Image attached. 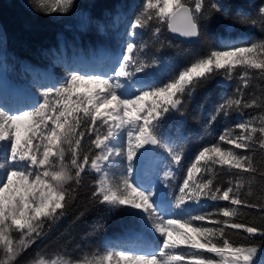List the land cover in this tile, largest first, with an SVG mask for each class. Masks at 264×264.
Returning <instances> with one entry per match:
<instances>
[{"label": "snow or ice", "instance_id": "1", "mask_svg": "<svg viewBox=\"0 0 264 264\" xmlns=\"http://www.w3.org/2000/svg\"><path fill=\"white\" fill-rule=\"evenodd\" d=\"M73 4L74 0H39V9L47 14L68 13ZM223 7L219 2L211 4L217 12ZM203 9L204 0H144L127 35L134 37L137 29L155 22L166 23L168 29L181 36L198 37V15ZM240 23L264 28V3L256 18H243ZM151 30L158 39L161 29ZM143 49V45L129 39L118 62L107 72L74 69L59 87L45 90L34 103L15 108L0 105V264H180L185 258L184 253L176 254L180 245L219 258L196 251L191 254L192 264H264V252L254 242L255 237H264V225L234 222L230 218L237 211L230 207L220 213L228 219H211V213L168 218V209L157 200L158 191L141 176L150 149L159 148L170 157L164 178L175 179L183 150L161 137L162 119L166 114L184 115L188 101L215 76L223 74L227 80L235 78L240 83L233 96L216 105L207 121L209 125L232 112L242 115L243 109L264 107L260 97L244 99V89L252 76L258 74L264 79V39L213 49L166 80L147 84L133 80L137 73L158 63L141 59ZM86 137L87 147H82ZM254 146L264 150V113L235 128H226L217 143L198 150L177 186L179 195L174 197V208L184 211L189 201L199 204L211 200L264 213V203H251L241 196V174L252 173L255 178L257 168L251 155L236 149L247 152ZM117 163L122 165L124 174L113 180L108 169ZM216 166L235 175V183L229 179L221 188L211 175L217 171ZM93 172L97 179L89 202L138 217L159 234L157 239H162V246L150 253L106 250L82 256L53 254L55 258L51 259L37 253L34 258L23 259L28 249L67 215L84 176ZM259 175L264 180V172ZM84 215L81 212L77 219ZM206 219L214 226L195 223ZM226 229H242L247 234L246 242L234 243Z\"/></svg>", "mask_w": 264, "mask_h": 264}, {"label": "trees", "instance_id": "2", "mask_svg": "<svg viewBox=\"0 0 264 264\" xmlns=\"http://www.w3.org/2000/svg\"><path fill=\"white\" fill-rule=\"evenodd\" d=\"M119 2L120 0H74L68 15H61L47 14L40 10L39 0H0V30L2 32L0 40L3 41L6 52L11 53L16 61L36 67H44L49 63L54 65L57 55L72 51L88 55L89 51L93 52L99 46L105 44L110 47L113 45L111 38L102 40L97 37L100 29L98 24L101 23V26H104L106 15L113 13ZM215 2L216 0H204V9L198 15L200 35L197 43L187 44L170 38L166 32V23L151 22L148 28L142 29V33L136 35L135 43L144 46L141 59L145 62L152 63L155 52L160 48L172 59L170 63L158 62L159 73L162 75L157 81L158 83L181 70L195 58L203 56L215 48H226L219 38L226 35L228 25H232L231 35L247 32L248 43L264 39V28L240 23L243 18H256V12L264 0H224V7L219 12L211 8V4ZM143 4L144 0H139L132 8L130 13L132 22L140 15ZM75 13H85L87 18L85 30L75 29L76 18H73ZM155 27L161 29L158 40L153 37L151 30ZM248 27L251 29L247 31ZM64 70L58 64L53 66L51 81L55 85H59L63 81L64 76H61L60 73ZM222 77L225 78L223 74L215 76L206 85L200 87L194 97L188 101L184 115H181L185 129L190 136L189 142L198 148L217 143V137L226 128H235L238 123L264 113V107L243 109L242 115L232 112L229 117L221 116L216 122L209 125L207 121L216 105L223 102L225 98L233 96L240 83L234 78L228 87H222L218 84ZM244 93V99L260 97L261 102L264 103V79H261L258 74L253 75L248 88L244 89ZM239 116L242 117V120L239 119ZM235 131L239 132L238 129ZM258 136L259 134H257ZM222 146L234 147L231 145ZM82 147H87V137L82 142ZM191 149L186 150L193 154L195 149ZM236 151L251 155L253 165L257 168L255 178L252 173L241 174L240 179L244 182V188L241 190L242 198L251 203H264V180L259 175L260 172H264V150L254 146L247 152L243 149H236ZM216 168L217 171L211 175L221 188L227 185L229 179L235 183V175L229 173L226 168L225 170H220L219 166ZM236 171L232 170L233 173ZM96 179L92 173L84 176L83 185L78 189L76 199L67 215L44 238L37 240L29 250L33 252L37 248L43 247L48 252H59V250L74 252L75 248L84 246L98 249L104 237L127 231V225L124 224L127 218L124 215L117 216L104 206H94L89 202L92 186ZM250 180L251 183H249ZM249 191H251V195H248ZM204 201L206 204L198 207L199 212L204 215L211 213L212 219H228L220 213L223 208L230 207L237 211V215L230 218L234 222L264 225V213L258 209L247 208L243 205L234 206L228 201ZM196 208L192 207L187 212L196 211ZM81 212H85V215L77 219ZM205 223L214 226L211 223ZM226 231L234 243L246 242L244 237L247 234L242 229H226ZM254 242L258 249L264 252V237H255ZM29 250L26 254H29ZM202 254L218 259L213 253L202 251Z\"/></svg>", "mask_w": 264, "mask_h": 264}, {"label": "rangeland", "instance_id": "3", "mask_svg": "<svg viewBox=\"0 0 264 264\" xmlns=\"http://www.w3.org/2000/svg\"><path fill=\"white\" fill-rule=\"evenodd\" d=\"M138 1L139 0H120V2L116 4L114 12L106 15L104 26L102 27L101 23L98 24L100 25V29L98 31L97 37L102 40L111 38L113 45H110L109 47L104 44L102 46H99V48H97L93 52L89 51L88 58H90V56H96L99 52H102L105 57H110L111 59L110 55L113 54L114 52L121 50L120 51V54H121L123 45L126 42H128L129 39L135 42L136 36L130 38L127 35V33L129 31V26L132 23V19L130 17L131 10ZM216 2L220 3L221 0H216ZM57 14L68 15L67 13H57ZM73 18H76L75 19L76 20L75 29L80 30V31L85 30L86 24H87V18L85 16V13H78V14L75 13L73 15ZM136 32L138 35L142 33V29H137ZM157 35L159 38L160 33ZM1 36H2V32L0 30V37ZM222 38H224L223 40L222 39L221 40L226 46V48L232 45H243L245 43H248L247 42L248 40L247 32H242L240 34H235V35H231V32H230L228 35L222 36ZM105 48H108V49H105ZM52 52H54V50H52ZM83 55H84L83 53L72 51L71 53L56 56L57 61H54V65L58 64L63 69H65L64 72L60 73L61 76H64L63 81L69 76V73L71 70H74V69L80 70V71L89 70V67L92 64H88L87 62L89 59L86 60L85 58L87 56L84 57ZM118 58L114 63L110 60L111 67L118 62ZM158 58H159L158 55H155V59L152 58V62L154 60L158 62L159 60ZM160 60H164V59H160ZM54 65H51L49 63L44 67H36V66H32L27 63H24L22 61H16L11 55V53L6 52L3 41L0 40V98H3V96H1L3 94L4 95L11 94L13 96H16L19 102L17 103L14 102L13 105H8L9 107H12V108H15L18 103H19L18 106L24 107L28 104H31V103H34L40 100L42 98V93L45 90H48L54 87H59V85L63 83V81H61L59 85H55L54 82L51 81ZM97 68L98 67H94V70H98ZM159 70H160V65L159 63H157L155 67L148 68L145 70V72L137 73L136 76L133 77V80L141 81L138 77L143 76L144 79H146V81H143V82H146V83L157 82L160 80L159 79L160 76H162L159 73ZM145 73H147V75ZM21 96H24L23 99ZM150 102H151L150 100L146 101V103H150ZM0 105L4 106L2 102L0 103ZM175 116H181V115L179 114L167 115L166 114V118L162 119V123L160 126V133H161V137L165 141L173 142V145H172L173 147L183 150V159H182V162L179 168L175 169V179L169 178L161 182V186H163L164 192H165V196H164L165 200L162 201V203H163V206L168 209V212H167L168 218H177V217L186 218L191 215H204L201 212H199L200 209L198 208L200 205L206 204L204 200L199 204H195L189 201L188 208L184 211L176 210L174 208V197L176 195H179L177 186L182 183V178L186 176V172H185L186 167L189 166V164L192 162L198 150L202 148V147L200 148V146L199 148L196 146H193L191 142H189V139H190L189 133L188 134L186 133L187 138L183 142H180L179 146L176 145L177 139L173 132V127L170 125V122H172L171 119ZM239 119L242 120V117L239 116ZM218 137L216 139L217 141H218ZM124 143L126 144V139ZM188 145H191V146L188 147ZM189 148L190 149L192 148L191 150L195 149V152L193 154H190L186 150ZM160 151L162 152L163 155L166 154L168 157V161L164 163L163 165L167 167L169 164L170 157L168 156L167 152H165L163 149H160ZM66 159H68L67 154H66ZM116 160L119 161L120 158L117 157ZM126 163L127 161L124 160L123 164H126ZM108 171H109V176L113 180L119 179L120 175L124 174L123 167L119 163H117L114 167L109 168ZM92 174L97 178L96 173L93 172ZM195 176L196 174L194 173V177ZM192 207H197L196 208L197 210L193 212H187V210ZM111 211H113L114 214H116L117 216L124 215L125 218H127V220H125L124 222V224L127 225V229H126L127 231L124 233H117L111 236L109 235L107 237H104L98 249L88 248L84 246V247L75 248L74 252H69L68 250L66 251L59 250V252H48L46 249L41 247L42 250L40 248H37L36 250L32 252L31 250H29L30 249L29 248L28 249L29 254L25 253V256L23 257V259L27 260L30 258H34L36 257L37 253H39L45 259L55 258L53 254L59 255V254L67 253L73 256H82L84 254L104 253L106 250L129 249L131 252H138L137 251L138 249H148L149 250L148 253H150L156 250L158 247L162 246V239H157L159 237V234L154 233V230H152L148 226H145L138 217L133 216L128 211H124L121 209H118V210L114 209ZM205 222L210 223L209 219H206L204 221H196L195 223L198 225L202 224L205 226H210V225H207ZM128 234L135 235L136 236L135 240H127V241L122 240L124 239L123 236H126ZM118 238H121V241H119ZM113 239H118V240L114 242ZM196 251L202 252L203 250H195V249H191L188 245H180L176 249V254L179 255L181 253H184L185 255L184 260L181 261L180 264H192L191 254Z\"/></svg>", "mask_w": 264, "mask_h": 264}, {"label": "bare ground", "instance_id": "4", "mask_svg": "<svg viewBox=\"0 0 264 264\" xmlns=\"http://www.w3.org/2000/svg\"><path fill=\"white\" fill-rule=\"evenodd\" d=\"M221 5H224V0H221L220 2ZM141 34V33H140ZM154 37V36H153ZM155 38V37H154ZM156 39V38H155ZM159 39V38H158ZM157 39V40H158ZM220 40L224 39L222 38V36L219 38ZM221 40V41H222ZM215 49H221V48H215ZM120 51H116L114 52L112 55H111V59L110 57H105L104 54L102 52H99L96 56H90V58H88L89 54L88 55H83L84 57H86L85 59H89L88 60V64H92L90 65L89 67V70L88 71H96V72H107L109 69H110V60L114 63L117 58L120 56ZM161 54V55H160ZM155 55H158V62H163L165 63L166 62V53L160 48L158 49L156 52H155ZM155 59V56L154 58ZM160 59H164V60H160ZM172 62V60H171ZM94 67H98L97 69L98 70H94ZM142 82L143 81H146V79H142L141 77H138ZM160 79V78H159ZM146 83V82H144ZM147 84V83H146ZM3 96V98H0V103L2 102L4 104V106L8 107V108H12V107H9L8 105H13V103H17L19 102V100H17L16 96H13L11 94H3L1 95ZM22 99L24 96H21ZM26 99V98H25ZM15 100V101H14ZM19 104V103H18ZM17 104V106H18ZM172 127H173V132L175 134V137L177 139V142H176V145H180V142H183L186 138H187V135L186 133L188 134L187 130L184 128L183 124H170ZM156 152L159 151L160 149H155ZM143 151V149H142ZM154 150H151L149 151V154L147 156V159H146V163H145V166L144 168L142 169V172H141V176L144 180H147L150 182V179H151V173L154 172L158 166H163L164 163H166L168 161V157L167 155L165 154L163 157H160V155H156L153 159L151 158V155L154 154L153 153ZM160 153H162L160 151ZM167 170V167H164L163 169V173L164 171ZM161 202V201H160ZM163 204V203H162ZM124 239L122 240H135L136 236L133 235V234H128L126 236H123ZM119 241H121V238H118ZM118 239H113L114 242H116V240ZM118 241V242H119ZM134 249V248H132ZM138 252H149L148 249H138L137 250Z\"/></svg>", "mask_w": 264, "mask_h": 264}, {"label": "water", "instance_id": "5", "mask_svg": "<svg viewBox=\"0 0 264 264\" xmlns=\"http://www.w3.org/2000/svg\"><path fill=\"white\" fill-rule=\"evenodd\" d=\"M250 29H251V27H248L247 31L250 30ZM231 30H232V25H228L226 27L227 34L230 33ZM166 32H167V35L170 38H172L174 40H177V41H180L182 43H187V44L197 43L198 40H199V36L198 37H184V36H181L178 32H172L170 29H168L167 24H166ZM230 83H231L230 80H226L223 77L220 78L219 81H218V84L221 85L222 87H228L230 85Z\"/></svg>", "mask_w": 264, "mask_h": 264}, {"label": "built area", "instance_id": "6", "mask_svg": "<svg viewBox=\"0 0 264 264\" xmlns=\"http://www.w3.org/2000/svg\"><path fill=\"white\" fill-rule=\"evenodd\" d=\"M171 60H172V59L166 54V62H167V63H170ZM166 62H165V63H166ZM141 78L144 79L143 76H141ZM171 121H172V122H170V124H183V126H184V120H183V118H182L181 116H175V117H173V118L171 119ZM184 128H185V126H184Z\"/></svg>", "mask_w": 264, "mask_h": 264}]
</instances>
